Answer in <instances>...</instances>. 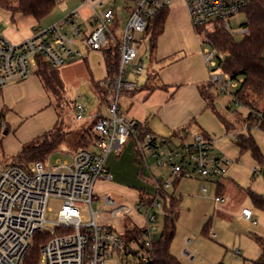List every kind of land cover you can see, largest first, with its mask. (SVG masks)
Segmentation results:
<instances>
[{"label":"built area","instance_id":"1","mask_svg":"<svg viewBox=\"0 0 264 264\" xmlns=\"http://www.w3.org/2000/svg\"><path fill=\"white\" fill-rule=\"evenodd\" d=\"M173 1L132 0L120 41L112 31L113 8L94 11L89 18L88 31L78 20V10L69 12L50 26L35 29L32 36L18 43L9 40L0 29V89L36 73L39 58L48 60L54 67H61L95 51L105 61V48L110 40L118 45L120 52L119 72L113 81L114 94L104 104L106 113L102 108L92 113L95 136L90 145L80 146L71 154L70 160H59L53 165L46 161H35L26 167L15 163L0 164V264H24L33 235L48 224L54 225V233H50L42 244L38 264H106L128 249L121 232L98 222L97 212L93 209V201L98 198L95 184L99 180L112 179L107 165L111 153L120 154L131 138L139 141L141 122L121 113L119 97L123 92L139 88V83L131 78L143 74L146 69L144 61L139 58L138 40L145 36L150 21L170 8ZM183 1L200 44L207 45L201 53L209 73L208 82L219 93H230L233 103L247 109L243 127L232 131L234 138L238 132L264 130V107L248 105L231 91V87H238L243 79L237 81L222 69L224 54L205 35V30L215 26L233 33L230 19L240 14L252 0ZM97 3L103 5V0H97ZM240 32L245 34L248 30L243 27ZM78 36H83V45L76 42ZM262 56L264 59V49ZM101 84H106L104 79ZM74 107L78 119L89 116L85 103L76 101ZM4 127L5 122L0 120V129ZM188 135L190 139L179 142L170 138L153 141V135L149 133L144 145L139 144V147L143 152L151 150L157 163L168 165L173 175L205 179L224 176L230 159L215 152L214 137L197 130ZM142 156L146 161V154ZM52 196L63 201L53 220L49 216ZM224 200L223 194L215 196L216 202ZM103 201L105 206H112L113 217L132 210L109 194ZM86 205L90 208L91 219L82 213L81 209ZM137 208L144 210L146 230L143 238L145 245L151 246L158 237L156 222L162 203L156 201L151 208L139 203ZM242 214L246 220L258 224L251 208H243Z\"/></svg>","mask_w":264,"mask_h":264},{"label":"rangeland","instance_id":"2","mask_svg":"<svg viewBox=\"0 0 264 264\" xmlns=\"http://www.w3.org/2000/svg\"><path fill=\"white\" fill-rule=\"evenodd\" d=\"M129 6H132V0H103V5L98 4L97 0H59V4L48 15V18L40 22L19 11L0 8V28L4 34L8 30H14L26 39L33 35L34 29L39 23L42 27L50 26L63 13L66 15L78 10L80 12L78 20L83 23L86 14L113 8L118 14V19L112 27V31L120 41L127 22ZM186 11L187 8L183 0L173 1L165 31L158 38L156 48L152 49L149 34L142 35L138 40L139 58L141 57L146 65L144 73L137 76L141 82L145 80L149 69L159 71L165 82L169 79L182 82L192 77L196 79L198 72L202 70L199 80H196L194 85L197 86L207 80L208 73L202 57L191 56L193 53L197 55V52L207 45L200 44L190 15ZM246 19L245 12L230 19L236 39L243 38V33L240 31L243 29ZM76 42L83 45V36L76 37ZM90 52H88L89 64L94 77L96 79L105 78L107 74L103 56L100 53L92 55ZM187 56L188 59H186ZM33 75L37 74L34 72ZM60 75L64 81L67 99L58 100L47 92L46 107L36 108L39 99L35 95L36 93L33 94L30 89L21 88L20 91H13L6 95L8 101L6 103L13 110V114L6 112L4 116H0V120L6 124L4 128L0 129L1 165L11 164L12 157L24 145L38 144L39 141L36 138L41 135L38 134L42 131L43 134L55 127L69 131L64 144L45 159L50 165L59 160L71 159V154L79 148L77 141L82 136L84 128L91 127L94 133V122L90 118L78 119L74 107L76 101H81L88 106V114L100 107L99 100L93 93L87 78L86 65L80 60H74L60 67ZM240 79L238 78L237 81ZM238 87L232 86L231 91H236ZM145 91L142 89L135 93L123 92L120 94V111L124 116L131 118V111L137 104L141 105L138 101ZM185 91L184 103L192 105V93L187 89ZM213 91L216 110L231 122L238 121L237 126L240 130L243 127L247 109L233 103L230 93H219L214 88ZM250 98L257 107H264V94L252 95ZM4 103L5 100L1 97L0 113ZM101 108L106 113L105 106H101ZM5 110L7 111V109ZM197 120L209 134L220 138L219 145L230 158V167L226 175L216 178L214 181L182 178L177 186L172 184L170 187H165V191L169 195L181 193L180 213L171 250L184 264H218L220 261H224L226 264H254L252 260L261 253V245L257 237H264V212L253 205L249 191L264 193V166L258 164L250 151L240 152L232 132H228L218 113L212 108L205 105ZM6 128L9 129L8 133H4ZM252 134L264 153V130L254 129ZM140 160L147 178L136 173L131 153L122 157L116 171L118 176L115 175V186L126 187L121 190L115 189V196H119L122 203L132 208L130 212L113 217L112 206H105L103 201L104 196L108 193L103 190L105 186L101 185L99 181L95 184L94 191L96 194L98 193V198L93 201V209L97 212L98 222L108 224L121 233L130 223H137L140 226L146 224L144 210L137 208L139 196L135 188L145 189L147 193L155 194L157 186L149 178H162L163 181H166L169 177L167 168L170 167L157 163L153 155L147 154L146 162L142 158ZM135 163L139 166L138 162L135 161ZM138 178L142 181L141 183ZM216 181L222 182L225 186V200L220 201L219 204L214 201L218 192ZM62 202L59 197H50L49 207L52 211H49V216L51 220L56 218L57 210ZM243 207H250L254 210V217H257L258 224H252L240 217ZM81 210L88 219H91L89 206L86 205ZM163 226L164 212L161 211L156 222L158 235ZM205 227L208 228L207 232L204 231ZM44 230L54 233V225L48 224ZM106 264H122V259L116 255Z\"/></svg>","mask_w":264,"mask_h":264},{"label":"trees","instance_id":"3","mask_svg":"<svg viewBox=\"0 0 264 264\" xmlns=\"http://www.w3.org/2000/svg\"><path fill=\"white\" fill-rule=\"evenodd\" d=\"M58 3L59 0H0V8L19 11L37 20H41L49 15L57 7ZM242 12H245L247 17L243 26L248 30L247 33L243 34L242 39H236L233 33L221 26H215L210 30H205V35L212 41L216 48L224 54V58L221 60L222 69L234 79H243V81L240 82V86L235 91L237 98L248 105L257 107V105L251 101L250 97L252 95L260 96L264 94V59L262 56L264 49V0H252L244 7ZM169 13L170 8H167L159 16L151 20L148 25L145 35L149 34L151 36L152 49L156 48L158 38L165 31ZM117 19L118 14L115 11L114 25ZM105 51L106 58L104 64L107 74V76L103 78L106 82L105 85H102L101 80H97L94 77L87 56L75 59L80 60L86 65L87 78L99 100L100 108L113 97V81L119 72L120 64V52L116 43L110 40ZM72 61L74 60L69 62ZM36 74L48 93L58 100L63 98L67 99L64 81L60 75V67H54L48 60L39 58ZM139 88L133 92H136ZM198 89L201 97L206 103V107H210L218 113L228 132L239 130L237 126L239 124L238 121L236 123L231 122L216 110L212 84L208 81L200 83ZM1 97L2 89H0V98ZM5 113L6 110L3 108L0 116H4ZM5 131L8 133L9 129L6 128ZM139 131V141H145L150 131L143 122H141L139 126ZM181 132L183 133V130ZM181 132L178 131L177 134L180 135ZM184 132L185 136L189 133L186 129ZM68 133L69 131H63L60 127H55L41 134L36 138L39 141L38 144L31 146L24 145L22 150L12 157V163L26 167L35 161H45L49 154L58 150L64 144ZM94 136L95 134L91 130V127L84 128L82 136L77 141V146L90 145ZM157 139V136H153V141ZM234 139L241 153L250 151L258 164L264 166V153L252 132H238ZM137 151V161L141 165L140 174L147 178L148 176L144 173L141 164L140 158L143 159V156L139 147H137ZM143 161L146 162L144 159ZM149 179L156 184L157 192L155 194H150L144 191L139 198V203L145 207L151 208L156 201H161V209L164 212L163 229L152 242L151 246H146L143 238L146 224L140 226L137 223H130L122 233L128 249L123 253L120 252L119 257L122 259V264H184L171 250V244L177 230L181 199L172 196L168 200V196L165 194L164 181L155 178ZM218 194H220V191ZM249 194L253 205L264 212V194L252 190L249 191ZM204 231L207 232L208 228L205 227ZM49 237L50 233L44 229L35 232L30 248L24 258V264H38L40 248ZM257 239L261 245V253L252 261L254 264H264V237L258 236ZM143 255H146V258H143ZM218 264L226 263L220 261Z\"/></svg>","mask_w":264,"mask_h":264},{"label":"crops","instance_id":"4","mask_svg":"<svg viewBox=\"0 0 264 264\" xmlns=\"http://www.w3.org/2000/svg\"><path fill=\"white\" fill-rule=\"evenodd\" d=\"M82 8H83V6H82ZM170 9H171V7H170ZM93 13H94V11L89 13V14H86V18L84 19V22L83 23L81 22L83 24V26L85 27L86 31H88L90 29V19L89 18ZM64 16H65V13L60 15L59 19L55 20L54 23L60 21ZM47 18H48V15L46 17L42 18L41 20H38V21L39 22L44 21ZM39 27H42L41 23H39L38 26L35 27V29H37ZM35 29H34V31H35ZM4 35L9 40L16 42V43L24 40V37L14 30H8L7 33ZM90 53H92V55L97 54V52H95V51H91ZM193 55H194V57H202L204 65L207 69V66H206V63H205V60H204V57H203L201 51L197 52V55H196V53H193L191 56H193ZM86 56L89 60V55L87 54ZM186 59H188V56L186 57ZM202 72H203V70L198 72V76L196 77V79H194L192 77L191 79H187L184 82H182L181 80L172 81L170 79L165 82L162 80V76H161L160 72L157 70L152 71V69L148 70L147 76H146L145 80H143L142 82L137 78V76H131L132 79L136 80L139 83V87H140L139 90H142V89L146 90L145 93L139 98L140 100L138 101V103H140L141 105L138 106L139 104H137L135 106L134 110L131 111V118H134L140 122H143L147 126V128L149 129L150 133L153 136H157L158 138H170L174 142H179L182 139H190L189 135L185 136V134H184L185 129L188 130L189 133L192 132L193 130H197V131H200L202 133L204 132L205 134H208L206 136L214 137V139H215V152L229 158L228 155L224 152V150L219 145L220 138H216L214 135L209 134L207 132V130L204 129L202 124L197 120V117H199V115H201L203 107L206 105L205 101L203 100V98L200 95V92L198 89L199 84L197 86L194 85L196 83V80H199ZM207 73H208V69H207ZM195 76H196V74H195ZM97 80H101V79H97ZM207 81H208V76H207V80L204 82H207ZM201 83H203V82H201ZM21 88L30 89L31 91H33V94L36 93L35 95L39 99V102L36 105L37 109L46 107V105H47V91L45 90L40 78L37 75L32 74L27 79H25L21 82L10 84V85H8L2 89V97L5 100V103H4L5 105L3 108L7 109V111H6L7 113L10 112L11 114H13V110H11V107L8 106L9 104L6 103V102H8L6 100V98H7L6 95H9L13 91H20ZM186 89L191 91V93H192V96H193V104L192 105H190V103H188V104L184 103L183 97H184V94L186 92L185 91ZM93 93H94V91H93ZM183 104H184V106H182ZM97 109H100V107H98ZM92 113L93 112L89 113V116H87V118H90L91 121H93L95 123L94 118H92ZM182 130H183V133L181 132ZM178 131L181 132L180 135L177 134ZM42 132L39 133L38 135L42 134ZM139 144H141L143 146L144 141H137L136 139L131 138L128 140L126 146L124 147L123 151L120 154L111 153L107 158V165H108L110 172L112 174V179H110V180H99L100 184L105 186L103 190L108 192L107 194H109L112 198L116 199L119 203H122V202H121L119 196H115V189L121 190V189H125L126 187L115 186V175L118 176V174H116V173H118V172H116L118 170L117 167L119 166L120 160L122 159V157H126V155H129L131 153L132 159L134 160V166L136 167V171H137L136 173L141 176V174H140L141 165L139 164V166H138L137 163H135V161L138 162L137 161V158H138L137 157L138 156L137 147H139ZM238 148H239V146H238ZM21 150L17 151L16 154L18 152H20ZM239 150H240V148H239ZM140 151H141V154L145 153L146 157H147V154L152 156L151 150H144L145 152H143L142 149H140ZM153 159H152V161L154 163ZM139 167H140V169H139ZM229 167H230V165H228L227 172H229ZM167 170H168L167 174L169 177L167 178L166 181H164L165 187H170L172 184L177 186L182 178H190V177L173 175L170 168H167ZM227 172H226V174H227ZM155 179H157V178H155ZM194 179L198 180V179H205V178L198 177V178H194ZM215 179H205V180L214 181ZM138 180L140 183L142 182L139 178H138ZM160 180L163 181L162 178H160ZM216 188H217L218 192L220 191V194H223L224 196H226L225 195V186L222 182L216 181ZM135 190H137V194H138L139 198H140L141 194L144 191H146L145 189H140V188H135ZM156 192H157V190H156ZM218 192H217V194H218ZM165 194L168 196V198H167L168 200L172 196L181 199V193L169 195L165 191ZM261 194H264V193H261ZM97 195H98V193H97ZM214 201H215V197H214ZM215 203L219 204V202H216V201H215ZM243 208H245V207H243ZM243 208H242V210H243ZM248 208H250V207H248ZM242 210H241L240 217H242L244 220H246L243 217ZM161 211H162V209H161ZM161 211L158 212V217L161 214ZM252 211H253V214L255 216V212L253 209H252ZM255 218L257 219V217H255ZM246 221H248V220H246ZM248 222H250V221H248ZM118 257H119V255H118Z\"/></svg>","mask_w":264,"mask_h":264},{"label":"water","instance_id":"5","mask_svg":"<svg viewBox=\"0 0 264 264\" xmlns=\"http://www.w3.org/2000/svg\"><path fill=\"white\" fill-rule=\"evenodd\" d=\"M4 133H7V131H4Z\"/></svg>","mask_w":264,"mask_h":264}]
</instances>
